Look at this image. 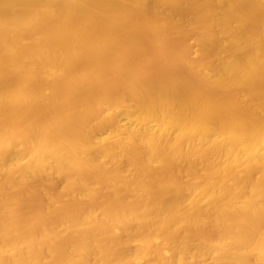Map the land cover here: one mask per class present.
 <instances>
[{
	"label": "bare ground",
	"instance_id": "bare-ground-1",
	"mask_svg": "<svg viewBox=\"0 0 264 264\" xmlns=\"http://www.w3.org/2000/svg\"><path fill=\"white\" fill-rule=\"evenodd\" d=\"M0 264H264V0H0Z\"/></svg>",
	"mask_w": 264,
	"mask_h": 264
}]
</instances>
